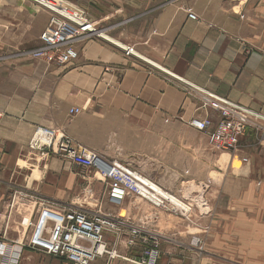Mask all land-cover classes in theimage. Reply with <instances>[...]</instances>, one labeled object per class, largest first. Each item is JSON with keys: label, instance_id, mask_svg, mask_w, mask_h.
Returning <instances> with one entry per match:
<instances>
[{"label": "crops", "instance_id": "0c3cea01", "mask_svg": "<svg viewBox=\"0 0 264 264\" xmlns=\"http://www.w3.org/2000/svg\"><path fill=\"white\" fill-rule=\"evenodd\" d=\"M59 1L73 9L99 10L97 17L94 12L90 16L81 12L96 27L103 25L106 30L101 37L107 42L92 39L75 46L78 58L65 67L21 56L0 63V170L7 174L8 186L22 189L24 198L36 199V214L40 200L67 199L79 182L78 173L63 161L44 160L28 150L36 127L60 130L88 150L124 164L130 161L118 138H135L129 152L145 150L156 158L160 127H164L170 129V177L192 174L194 180L204 181L211 164L208 157L215 153L203 134L187 126L206 116L213 122L218 119L215 111L202 107V94L264 115V0ZM34 4L0 0V43L39 41L49 14L38 12ZM188 12L197 21L190 20ZM129 49L132 53L127 54ZM73 108L82 112L72 116ZM258 135L261 139L256 144ZM246 136L250 140L243 146L241 138L237 154L247 163L252 155L264 174V132L251 127ZM144 144L148 148L143 149ZM191 170L203 171L197 176ZM260 183L264 186V175ZM120 206H105L103 214L125 211L124 231L119 236L104 233L103 239L122 256L139 253L127 245L126 228L144 225L160 238L157 264H254L259 258L263 262L264 236L256 242L249 217L241 228L233 224L208 227L207 216L196 213L187 221L150 212L141 202L128 200ZM16 214L23 215L19 207ZM4 216L0 215V264L11 249L19 248V264H60L23 247L31 231L21 228L13 212L5 224L1 223ZM235 220L232 215L231 221ZM244 227L247 234L239 238ZM260 229L264 234V226ZM206 230L211 234L208 240ZM217 232L233 235L224 241ZM193 238L200 239L199 247L192 246ZM259 244L263 252L256 254ZM91 264L130 263L97 258Z\"/></svg>", "mask_w": 264, "mask_h": 264}, {"label": "built area", "instance_id": "2783aa9c", "mask_svg": "<svg viewBox=\"0 0 264 264\" xmlns=\"http://www.w3.org/2000/svg\"><path fill=\"white\" fill-rule=\"evenodd\" d=\"M49 12L45 30L40 34L41 47L33 56L47 65L65 67L78 58L75 46L94 37H101L96 25L76 9L63 5L59 0H30ZM61 10V11H58ZM188 18L197 17L188 12ZM132 53L131 49L127 52ZM202 107L218 115L216 122L209 116L193 119L187 126L203 134L211 150L235 155L240 149V140L251 127L264 132V115L245 109L228 100L212 94H202ZM82 109L73 108L74 116ZM259 123H262V127ZM28 150L37 152L46 160L55 158L88 170L100 176L104 194L109 202L120 206L128 200H139L152 212H165L190 221L194 207L199 216L206 215L205 202L193 206L187 199L176 198L166 190L144 177L128 165L110 161L77 143L60 130L36 127L28 142ZM247 163L245 158L241 159ZM123 212V213H122ZM125 211L116 216L101 212L87 213L66 208L58 204L41 202L35 219L23 218L21 226L30 230V236L23 245L30 251L56 259L60 264H91L97 258L108 261L121 260L130 264H157L160 258V238L156 232L144 225L127 227V245L138 248L133 257L122 256L103 239L104 233L119 236L123 230ZM200 239L193 238L192 246L199 247ZM21 249H11L4 264H19Z\"/></svg>", "mask_w": 264, "mask_h": 264}, {"label": "rangeland", "instance_id": "374dc122", "mask_svg": "<svg viewBox=\"0 0 264 264\" xmlns=\"http://www.w3.org/2000/svg\"><path fill=\"white\" fill-rule=\"evenodd\" d=\"M35 6L38 8V12L45 13L44 10L46 9L41 6L38 7V5ZM76 10L83 11L87 14L90 12L89 16L93 14L92 12H94L96 17L99 16L98 13L100 12L99 10L93 9ZM46 12L48 11L46 10ZM89 20H91V17H89ZM97 29L100 34L105 33L104 31L106 30L102 24L98 25ZM92 39L100 40L102 42L106 41L102 37H94ZM92 39L84 40L77 45L82 47ZM7 44L9 46L0 43V63L7 61L9 58H16L20 56L28 58L33 62L38 61V59L33 56V53L41 47L40 41H30L26 39L21 43H18L17 41H8ZM5 79L6 78L4 77V92L7 90ZM243 137L244 139L241 144L243 146H247L250 138L247 137L246 134ZM134 139L135 138L131 136H121V138L117 139L120 142L121 147L126 150V154L124 153L123 155L130 161L127 162L126 165L137 170L144 177L151 180L176 198L187 199V202L193 206L199 205V201L202 199L205 202L204 211L206 212V215L204 216H207L205 224H208V227L211 226V224L228 226L233 224L241 228L242 226L247 225L246 219L248 221L249 217V224L255 226L254 230H256V233H254V235L256 236V242L263 241L261 237H263L264 234L260 228L261 226H264V201L261 200V196L264 194V186L260 182L263 179L264 174L262 172L261 164L259 165L260 161L258 162L257 158H255L257 160L256 162L253 159V156L250 155V161L248 163H243L239 154L232 155L226 152H214L215 154L212 157H208V161L211 162V164L207 167L208 169L206 170L204 181L194 180L192 178V174L178 178H171L170 129L160 127L159 148L156 158H154L155 154L152 155L150 152H146L145 150H143L142 153H140V151L137 153L129 152L130 149L134 148ZM258 139L259 140L256 144L260 142V135H258ZM114 147L115 146H111V149L113 150ZM146 148H148V145L144 144L143 149ZM112 150H110V154H112ZM168 161L169 164L167 163ZM64 163L69 165L71 169H74L73 171L78 173V187L76 189L74 188L75 190L69 194L67 199L61 201L45 199L40 200L39 202L38 200V207L41 202L44 204L54 203L66 208L82 210L85 212L99 211L101 213L104 212L105 206H107L108 209L121 208V206H116L113 202H109L106 199L99 175L94 172L78 168L70 163ZM199 171L202 172L203 170H191V172L196 175ZM6 181L7 174L0 170V215H5L4 217H1V223L2 220H4V224L8 221L10 212H13V216H16L17 218L19 215H15V212L18 207L23 213L21 217L19 216L17 218L19 219L18 221L20 226L23 218H29L31 220L35 219L37 211V206L35 205L36 199L31 198V196L24 198L22 189L15 188L11 185L8 186ZM133 201L140 203L139 200H132V202ZM198 210L200 211V209H196L194 207L191 219L194 216L195 211ZM149 211L152 212L150 209ZM232 215L233 218H237L238 221L235 220L232 222ZM256 216L259 218H256L253 222L252 217L254 219ZM149 217L153 218V215ZM261 217L263 219H261ZM21 228L25 230L24 227L21 226ZM245 228L246 227H244V229H240L239 238L241 236L244 237L247 234V229ZM207 230L205 233L208 235L209 233L207 232L210 230ZM216 235L225 241L230 240L233 234L217 232ZM210 237L211 234H209L206 239H210ZM262 252V244H259L256 246V254H261ZM254 264H264V259L263 262L262 258L256 259Z\"/></svg>", "mask_w": 264, "mask_h": 264}, {"label": "bare ground", "instance_id": "6f19581e", "mask_svg": "<svg viewBox=\"0 0 264 264\" xmlns=\"http://www.w3.org/2000/svg\"><path fill=\"white\" fill-rule=\"evenodd\" d=\"M58 11H61V10H58ZM101 35V34H100ZM201 198V197H200Z\"/></svg>", "mask_w": 264, "mask_h": 264}]
</instances>
